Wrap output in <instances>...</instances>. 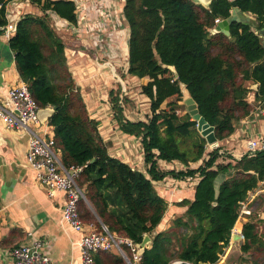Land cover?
<instances>
[{
  "label": "trees",
  "instance_id": "obj_1",
  "mask_svg": "<svg viewBox=\"0 0 264 264\" xmlns=\"http://www.w3.org/2000/svg\"><path fill=\"white\" fill-rule=\"evenodd\" d=\"M31 1L42 12L76 21L71 0ZM235 1L238 9L256 22L234 23L225 36L211 30L216 19L230 16L229 0H214L209 8L191 0H124L123 15L129 28L127 74L149 79L141 93L149 99L151 113L144 122H129L123 118L118 92H110V104L119 129L141 139L146 173L109 156L99 124L90 119L68 72L64 45L44 18L23 16L9 40L17 73L33 100L39 109L54 108L47 123L62 165L83 167L76 179L87 201L78 204L81 221L94 224L97 231L101 223L110 233L133 243H140L148 234L151 243L138 264L173 260L216 264L229 242L241 204L264 181V151L239 160L219 154L222 146L206 153L196 122L187 112L180 114L185 91L214 128L217 141L223 142L253 110L247 101L251 92L248 83L257 84L255 99L264 103V46L254 31L264 29V0ZM0 3L3 27L6 2ZM169 68H174L177 78ZM205 154L208 159L203 160ZM223 156L228 159L226 164L217 162ZM158 160L178 161L186 167L200 160L202 164L195 170L161 172ZM195 173L199 180L193 199L179 203L186 207L185 212L168 229L156 233L167 204L152 182L168 175L184 178ZM220 174L228 176L216 190L214 183ZM242 235V250L248 251L257 241L256 226L246 223ZM121 248L132 260L130 249ZM93 261L126 264L114 251L95 253Z\"/></svg>",
  "mask_w": 264,
  "mask_h": 264
},
{
  "label": "crops",
  "instance_id": "obj_2",
  "mask_svg": "<svg viewBox=\"0 0 264 264\" xmlns=\"http://www.w3.org/2000/svg\"><path fill=\"white\" fill-rule=\"evenodd\" d=\"M4 1L7 20L21 19L26 15L27 9L35 7H32L30 0L29 3L25 0ZM71 1L76 17L74 23L50 18L56 28L54 33L64 45L66 66L82 94L90 119L99 124V134L109 156L133 170L146 173L148 166L144 162L141 139L119 129L108 100L115 83L119 85L118 90L120 89L121 95L123 93V99L128 98V117L125 104H120L126 121L144 122L150 112L149 99L140 92L149 79H138L127 74L129 28L123 15L124 0ZM246 15L249 22H256L253 16ZM254 31L261 43L264 42V30ZM21 82L14 53L9 42L0 34V102L4 100L9 88ZM253 85L248 83L251 92L247 96V101L253 108L252 113L237 124L229 138L218 142V146L226 147L219 154H226L234 160L243 157L248 139H258L264 135V119L255 112L257 108H264V103L255 99ZM29 139L26 132L7 129L0 123V264H4V251L28 244L32 240L41 242L42 253L49 258L51 264H81V235L62 221L66 201L63 193L57 192L48 197L45 189L36 182V174L26 165ZM207 152L210 150L206 145ZM217 162L226 164L228 159L223 156ZM201 164L202 160L191 163L188 167L178 161H157L161 172L195 170ZM227 176L218 175L214 183L216 190ZM191 178L188 180L189 176L174 178L168 175L152 182L156 193L167 204L156 233L168 229L172 221L185 212L186 207H181L179 203L193 199L194 188L199 180L196 173ZM245 204L251 213L238 217L235 228L242 233L243 225L254 224L257 241L251 249L243 251L245 240L232 234L216 264H264V181L248 194ZM86 225H92L96 229L91 223Z\"/></svg>",
  "mask_w": 264,
  "mask_h": 264
},
{
  "label": "built area",
  "instance_id": "obj_3",
  "mask_svg": "<svg viewBox=\"0 0 264 264\" xmlns=\"http://www.w3.org/2000/svg\"><path fill=\"white\" fill-rule=\"evenodd\" d=\"M1 9L2 4L0 3ZM5 19L6 24L0 27V34L9 42L20 19ZM220 21L216 19L214 21L215 26ZM38 110L39 107L33 100L27 85L21 82L9 88L4 100L0 102V123L7 129L26 132L30 136L25 157L26 165L36 174V182L45 189L48 197H52L57 192L63 193L66 201L62 211V221L81 235L79 242L81 264H94L93 255L100 251H114L124 259L126 264H138L140 257L136 254L135 243L110 233L103 225L101 230L97 231L92 225H86L81 221L78 204L80 201L84 203H87V201L82 190L76 184V179L82 172L83 167L65 168L62 165L60 153L55 147L52 129L47 122L45 124L39 122ZM255 112L264 119V108H257ZM218 147V144L208 146L210 151ZM261 151H264V135L258 139H248L243 156L246 154L254 155ZM202 159L206 160L208 156L205 154ZM191 179V176H189L188 180ZM246 200L241 204L238 217L250 215L251 213L245 204ZM234 233L244 240V236L242 233L237 232L235 226L231 231V235ZM123 245L130 249L132 260H129L122 250ZM2 257L4 264H51L49 258L42 253V244L38 240H32L28 244L8 249L3 252ZM168 264L192 263L173 260Z\"/></svg>",
  "mask_w": 264,
  "mask_h": 264
},
{
  "label": "water",
  "instance_id": "obj_4",
  "mask_svg": "<svg viewBox=\"0 0 264 264\" xmlns=\"http://www.w3.org/2000/svg\"><path fill=\"white\" fill-rule=\"evenodd\" d=\"M193 3L203 6L204 8H209V5L214 0H191ZM231 2L232 10L230 12V16L221 20L212 30L211 33H222L225 36H229L230 34V26L234 23L237 24H248L249 17L242 13L236 4L235 0H229ZM264 30V29H263ZM264 46V42H262ZM173 73L174 77L177 78V74L174 68H169ZM253 89H257V84L253 85ZM186 106V112L192 118V121L196 122V130L199 135L205 140L207 146H214L218 144V141L214 135V128L210 126L206 120L199 114L197 106L194 100L191 97H188L183 101ZM54 114V108L47 107L43 109H39L37 111V117L41 124H45L48 119ZM93 162V160H92ZM151 243V238L148 234L143 235L140 243H135V248L137 249L136 254L138 257H141L144 253L146 246Z\"/></svg>",
  "mask_w": 264,
  "mask_h": 264
},
{
  "label": "rangeland",
  "instance_id": "obj_5",
  "mask_svg": "<svg viewBox=\"0 0 264 264\" xmlns=\"http://www.w3.org/2000/svg\"><path fill=\"white\" fill-rule=\"evenodd\" d=\"M25 2H27V3H29V1L28 0H25ZM30 2H31V0H30ZM33 6H35V7H33ZM32 7L33 8H31V9H27L26 11H25V13H26V15H31V16H35V17H40V18H44L45 20H46V22L49 24V26L52 28V30L55 32V30H56V28L55 27H53V22L54 21H56L57 19H59V17H57L55 14H53L52 12H50V11H46L45 13H43V12H41L40 11V7L38 6V5H36V4H34L33 3V1H32ZM39 7V8H38ZM37 8V9H36ZM25 15V16H26ZM50 18H53V20H51ZM58 34V33H57ZM68 68V67H67ZM68 72H69V70H68ZM123 72V71H122ZM70 73V75H71V77H72V80H73V82H74V85L76 84L75 83V81H74V77L72 76V74H71V72H69ZM124 80H125V77H124V75H122L121 76ZM128 81V80H127ZM76 86V85H75ZM118 84H115L114 83V90H112L114 93H117L118 92V95H119V103L122 105H124V107H125V113H126V116L128 117V112H127V109H128V98H125V100L123 99V93H122V95H121V91H118ZM79 89V88H78ZM139 90V89H138ZM80 91V90H79ZM140 92H141V89H140ZM82 95V94H81ZM139 96V95H138ZM184 98H183V101L186 99V98H188V95H187V93L184 91V96H183ZM108 100L110 101V98L108 97ZM180 105L181 104H183V102L182 103H179ZM86 106V105H85ZM186 106L184 105V108H185ZM163 108V107H162ZM184 108H183V110H184ZM87 109V108H86ZM181 111V115H183L185 112H186V108H185V110L184 111ZM88 112V111H87ZM150 113L151 112H149V114H148V116L150 115ZM145 119H147V117L145 118ZM240 122V121H239ZM238 122V123H239ZM237 126V125H236ZM222 148H226L225 146H222ZM92 224V223H91ZM94 225V224H93Z\"/></svg>",
  "mask_w": 264,
  "mask_h": 264
}]
</instances>
